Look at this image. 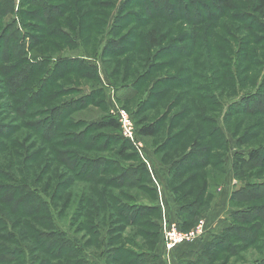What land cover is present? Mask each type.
<instances>
[{
    "label": "trees",
    "instance_id": "16d2710c",
    "mask_svg": "<svg viewBox=\"0 0 264 264\" xmlns=\"http://www.w3.org/2000/svg\"><path fill=\"white\" fill-rule=\"evenodd\" d=\"M22 1L20 0V2ZM53 1L32 0V3H35L37 7L35 19L38 21V24L33 25L32 31H36L38 34L44 32V35H52L60 40V43L56 44V48L60 49L55 55L45 56L33 53L34 51H39L37 46L41 42V37L35 36L25 24H22L21 15L18 16V21L14 19L15 17L9 22L2 21L0 32V88L8 99L10 110L16 114L17 118L34 116L31 120H21L20 124L30 126L32 133L36 135L37 139L42 140L46 143V146L50 147L54 161L61 164L67 171H74V179L80 178L81 181L86 183L99 184L104 187H95L96 198L90 199L92 202L86 199V207H89V209L87 217L82 221V224L87 225L88 239L83 244L75 238V235H73L74 238L72 239L69 236V229L64 228L60 223L61 214L58 211L56 212L55 205L52 204V198L46 197L39 188L31 183L26 175L19 177L4 169L8 166L13 167L16 164V169H18L20 174V170L24 167L22 162L24 158H21V152L20 154L18 153L19 151L10 152V156L13 159L9 156L10 162L7 166L5 167L4 163H0V228L3 229V235H0V263L6 264L19 260L23 264H96L93 259L97 258L103 264H107L108 259L115 261L117 258H125L128 264H158L159 257L156 253V247L158 243L162 242L159 220L161 210L157 204L156 189L145 163L132 144L120 135L119 123L116 118L108 113L103 87L99 86L101 79L97 65L93 61H98L103 66L111 86L116 90H124L123 95L117 96L119 102L130 100L135 96L136 89L142 84V81L116 86L107 69L104 56H115L125 50L126 46L119 45L118 38L115 36L120 31L123 32V29L127 28L133 18H138L140 23L153 18L190 22L194 24L190 41L196 45L198 42L197 23L204 20L215 23L220 16H228L235 9L237 11V2L245 1L251 7V13L248 12L249 14L247 15L251 23L248 24L241 20L240 22L243 30L249 31L250 35L247 34V36L250 42L258 43L260 37L253 29H256L257 32L264 31V0L120 1L116 3L118 7L116 4L114 5V9L117 7L119 11L125 6L128 9L134 5L139 9L141 15H138L137 12L129 11L123 18H118L117 14H114L111 18L109 14L106 20V33L108 36L104 37L103 44L96 49L93 55H89L87 51L82 49L83 54L77 53L74 56H67L60 51H63V43L73 47L75 44L77 46L80 43L83 44L81 38L82 27L80 24L75 25V23L71 22V17L73 21L79 20L78 13L76 14V10L72 7L69 16L63 14L64 10L69 9L68 5L55 9V6H59L62 3L53 5ZM14 2L15 0H0V18H4L8 14H14ZM202 2H209L208 8L212 9L213 12L217 11L218 14L215 16H213V13L212 15H199L198 7L197 9L194 7L192 10L190 9L193 5H200ZM182 3L187 4L189 12L182 8ZM183 10L185 15H182ZM63 24L69 27L74 34L72 32V34H67ZM41 25L42 27H39ZM47 25H53V27H50L52 29ZM145 38L147 50L155 49L160 45V37L157 35L155 27L150 28L146 32ZM218 38L222 43L226 44L225 46L230 47L233 44L230 39ZM233 39L234 41H239L237 38ZM176 48L182 52L187 49L186 46L173 47L172 49L175 50ZM219 48V46H213L215 56L218 59H227L229 61L238 59V55L233 58L224 51L219 52ZM251 50L247 49L243 54V60H250V64L253 61V57H255ZM257 60H262V58ZM238 63L239 60L236 64ZM159 65L157 64L156 67H159ZM232 71H234V68L231 67L222 69L220 82L226 87H230V89H235L234 85L238 80L236 74L234 76ZM68 74H77L83 80L94 82L91 85L71 83L68 87L65 85L63 87L59 80ZM194 74L192 73L191 75L193 76ZM164 76L166 80L160 82L159 79H155L151 87L166 85L170 90H173L177 89L179 85H184L187 88H194L192 81H188L189 79H180L177 76ZM198 76L199 74H196V77ZM207 86L209 88L210 84H207ZM86 87H89L87 92L84 91ZM263 88L264 77L262 76L260 86H256L251 91L236 92L238 95L229 100L225 106L213 89H211V93H206L203 96V103L212 104L219 109L218 114L211 120L203 119L202 135L205 134L208 137V145L199 146L198 140L192 141V144L185 149V155L175 157L169 162H165L162 159L163 154L159 157L156 147L150 148L153 150L155 159L160 164L167 166L165 181L178 207L176 223L181 231H187L188 226L194 225L192 224L194 220L196 221L204 215L209 208L214 191L224 180L226 172L225 157L229 146L227 134H230L235 139L238 149H243L241 147L243 144L242 140L235 137V133L227 126L226 119L231 114L236 113L264 115ZM72 92L75 93L70 95ZM67 93L69 94L68 97L63 99ZM147 95L148 98L146 97L147 100L145 99V102L140 101L135 106V109L132 112L130 111V116L139 138L152 137L157 131L155 126H159L166 119V115L171 109L176 106L174 103L166 108L157 125L154 121L145 122L141 119H135L143 109L153 108L156 104V96L153 95L151 88H148ZM170 96L171 93L168 94L166 91H162L158 94L157 100H162L161 104L165 108L166 104L169 103L168 98ZM45 102H47L46 105L31 110L32 107ZM89 105L91 107H100L103 114L92 118V120L79 119L75 113L83 109L86 110ZM175 116L179 119L183 116V113L178 111ZM220 117H222V125L219 123ZM175 121L176 119L173 120V122ZM9 127L0 124V136L7 139L10 133ZM62 127L67 128L63 129ZM168 127H170V124ZM93 130H96L97 133L87 140L88 134H91ZM103 138H108L109 140L105 141V143H99V140ZM8 142V140H5L0 143V150L5 151ZM173 143L168 146H172ZM77 148L108 151L115 154L116 157L98 155L93 161L84 157L80 161L77 158H69L67 155L70 153L73 154L72 157H76L75 154H78ZM192 148H197V150H192ZM212 148L223 152L220 158L222 177L220 180L206 179L204 188H202L199 196L200 200L182 202L172 187V180L184 171L210 165L212 163V155L210 153ZM246 150H248L247 155L240 151L234 154L232 166L237 183L228 199V206L231 208L227 218L228 224L220 231L214 233L210 239H203L199 252L188 251L180 254L177 257V264H210L217 252L226 250L235 255L238 251H243L245 247H253L254 243L264 237V233H262L264 227V177L247 180L241 178L253 167L264 164V142ZM39 152L35 151V154L29 159L33 160V162L37 161ZM16 157H20V159L17 161ZM20 162L21 166L19 165ZM110 186H138L146 196H143L141 200L129 203L132 207H127L117 197L115 191L109 190L108 187ZM211 188H214L212 192ZM208 189H210L208 204L201 209L199 206L201 201H203L204 191ZM252 201L261 202L253 203L249 206L242 205L245 202ZM254 220L257 221L252 223ZM18 223L22 225V234L15 232L11 228ZM124 223L141 225L151 230L145 233V238H150L147 241L148 251L144 249V244L134 239L131 241L132 246L137 248L138 254L133 252L122 253L123 249L111 246L114 238L107 237V233ZM22 238L26 239L25 242L21 241ZM93 239L104 244L100 247L98 253L91 252L84 247ZM243 264H264V256Z\"/></svg>",
    "mask_w": 264,
    "mask_h": 264
},
{
    "label": "rangeland",
    "instance_id": "374dc122",
    "mask_svg": "<svg viewBox=\"0 0 264 264\" xmlns=\"http://www.w3.org/2000/svg\"><path fill=\"white\" fill-rule=\"evenodd\" d=\"M120 1L122 2L124 0H54L52 2L53 5H59L62 3L59 6H55V9L60 8V6L63 5H68L69 9L64 10L63 14L69 16L71 13L70 11H72L71 8L73 7L75 9L76 14L78 13L77 16L79 20L73 21L71 17V22L75 23V25L80 24L83 29L81 34L83 44L80 43L78 46L75 44L73 47L67 43H63V51L60 52H63V54L67 56H74L77 53L80 55L83 54V49L87 51L89 55H93L96 49L103 44L104 37L108 36L106 33V20L109 14L111 18L114 14H117L118 18H123L127 15V13H129V11L137 12L138 15H141L139 9L134 5L128 9H126L125 6L122 10L118 11V4L116 3H119ZM208 3L209 2H202L200 5L195 4L190 7V9L192 10L193 7L197 9L198 7L199 15H212V13L213 16L217 15V11L213 12L212 9L210 10L208 8ZM237 3V11H235L236 9L232 11L234 12L233 14L230 12L228 16H220L215 23L209 20H204L196 24V32H198V42L196 45L190 41L191 31L194 25L190 22L185 20L169 21L163 18H153L147 21L143 20L144 22L140 23L138 18H133L127 28H124L123 32L120 31V33L115 36L118 38L117 40L119 41V45L126 46L125 50L115 56H104L106 59L107 69L109 70L111 78L114 80L116 86L124 85L129 82L136 83V81H142V84L136 89L135 96L130 100L119 102V98H117V96L119 97V95H123L124 90H116L113 86H111L103 66L98 61H93L97 65V70L101 79L99 86L103 87V95L108 106V113H110L113 117L116 118L112 111L117 107L122 108L131 115L130 111L132 112L140 101L145 102L147 100L146 97L148 96V88H151L153 95L156 96V104L153 108L149 107L147 109H143L139 115L135 117V119H141L145 122L154 121L157 125V122L162 118L164 110L170 107V105L174 103L176 104V106L166 115V119H164L159 126H155L157 131L152 137L139 138L144 148L145 146L148 149L156 147L159 157L163 154V156H161L165 162H169L175 157L177 158L185 155L184 151L190 144H192V141L198 140L199 146L208 145V137L205 134L202 135L203 119L211 120L219 112L217 106L202 102L203 96L206 95V93H211V89L218 94L219 99L225 106L229 100L238 95V92L251 91L255 89L256 86H260V79L262 76L264 77V69L262 70L264 66V31L257 32L256 29H253V31L260 37V40L258 43L250 42L247 36V34L250 35V33L249 31H244L245 29L243 30L240 20L245 21L248 24L251 23V20L247 18V15L249 14L248 12L251 13V7L245 1H239ZM14 4V14H8L4 18H0V32L2 29V21L9 22L14 17V19L18 21V16L20 15L22 16V24H25L27 28L32 31L34 28L33 25L38 24V21L35 19L37 9L35 3H32V0H23L22 2H20V0H15ZM115 4L117 7L114 9ZM186 5V3H182V8H185L186 11L189 12ZM182 12V15H185L184 10ZM142 16L144 17V15ZM245 16L246 18H244ZM47 26L49 28L53 27V25ZM39 27H42V25ZM89 27L91 28L89 29ZM152 27L157 29V35L160 37V45L155 49L147 50L145 47V35ZM63 28L67 34L72 32L70 31V28L64 24ZM32 33H34L35 36L41 37V42L37 46L39 51L33 52L35 55L52 56L59 51L60 48H56V44L60 43L59 39L52 35H44V32H40V34H38L36 31H32ZM72 33L74 34V32ZM218 37L226 38L224 40L230 39V41H233L232 46H225L226 44L222 43ZM233 38H237L239 41H234ZM214 45L220 47L219 52L224 51L233 58H236L238 55V59H233L231 61L227 59H218L215 56L213 49ZM81 46L82 48H80ZM183 46L187 47L184 52L178 48L175 50L172 49L173 47ZM247 49H252L251 52L255 56L253 57L251 64L250 60H243V54ZM258 58H262V60H257ZM238 60L239 63L236 64ZM157 64H160L159 67H156ZM225 67L234 68L232 73L234 76L236 74L238 80L234 85L235 89H230V87H226L220 82V74L222 69H225ZM192 73L195 74L192 76ZM196 74H199V76L196 77ZM164 75H167L168 77L177 76L180 79L183 78L186 80L189 79L188 81H192L194 88H187L184 85H179L177 89L173 90H170V88L166 85H156L151 87L155 79H159L160 82L162 80H166L164 79ZM59 81L62 86L65 85L66 87L71 85V83L91 85L94 82L83 80L78 77L77 74H68ZM207 84H210L209 88ZM84 91H89V87L84 88ZM162 91H166L168 94L171 93V96L168 98L169 103L167 102L168 104H166V106L164 105L165 108L163 107V104H161L162 100H157L158 94ZM73 93L75 92H72L70 95H73ZM68 95V93L65 94L63 99L65 97L67 98ZM46 104L47 102L38 104L32 107L31 110H35L39 106H44ZM162 108L164 109L162 110ZM178 111L183 113V116L179 119L175 116ZM75 114H77L76 116L79 117V119L84 118L85 120H92V118L102 115L103 111L100 107H91V105H89L86 110L83 109L77 111ZM32 117L24 116L22 118H17L16 114L10 110L8 99L2 93L0 88V124L10 126L9 137L6 139L3 136H0V143L5 140L9 141L6 150H0V163H4L3 165L6 167L10 162V152L19 151V154L21 152V158H24V161H22L24 163V167L20 170L21 173H18L16 164L13 167L8 166L4 169L11 171L14 175L19 177L26 175L27 178L30 179L31 183L39 188L40 191L46 195V197L52 198V204L55 205L56 212L58 211L61 214L59 221L64 228L69 229V236L73 239V235H75V238L84 244L88 239V232L86 231L87 225L82 224V221L87 217L89 209V207H86V199L92 202L91 200L96 198L95 187L103 188L104 186L94 183H86L81 181L80 178L74 179V171L69 172L61 164L54 161V159H52L53 154L50 147L46 146V143L42 140L37 139L36 135L32 133L30 126L20 124L21 120H31ZM174 119H176L175 122H173ZM170 121H172V123H170ZM219 123L222 125V117L219 118ZM226 123L230 130L235 133V137L242 140L243 144L241 147L243 149H238L235 139L230 134H227L229 146L225 157V177L222 184H220V186H218L214 191L213 198H211L209 203V208L213 199L221 195V186H223V188L226 186L225 191L230 190L232 192L235 184L237 183L233 174L232 166L234 154L237 151H240L247 155L248 150L246 149L249 147H255L264 142V115H244L241 113L231 114L226 119ZM169 124L170 127H168ZM62 128L66 129L67 127ZM96 133V130L91 131V134H88L87 136V140H89L92 135H95ZM107 140L109 139H100L99 143H105ZM172 142H174L173 145L168 146ZM134 149L139 154L138 150L136 148ZM192 150H197V148H192ZM35 151L37 153L38 151L40 152L37 157L38 160L33 162V160H30L29 158L35 154ZM151 151L153 152V150ZM77 152L78 154H75L76 157H72L73 154L71 153L67 156L69 158H77L78 161H80L83 157L85 159L87 158V160L93 161L98 155H109L113 158L116 157L115 154L108 151H99L92 148H77ZM210 153L212 155V163L210 165L199 169L184 171L172 180V187L177 192L178 197L182 202L200 200L199 196L202 188H204L206 179L212 178L214 180H220L222 177L220 158L222 157L223 152L212 148ZM11 159L13 158L11 157ZM19 159L20 157H16L17 161ZM19 165L21 166V162ZM263 177L264 164L262 166L253 167L252 170L247 171L246 174L241 176V178L246 180L250 178ZM108 188L109 190L115 191L117 197L120 198L122 203L127 207H132L130 206L131 203L141 200L143 196H146L143 190L138 186H110ZM213 190L214 188H211V192ZM209 193L210 189L204 191L203 201H201L199 208L202 209L203 207H206L208 204ZM260 202L261 201L245 202L242 205L249 206L253 203L256 204ZM227 204L228 203H224L223 206L222 216H225L223 220H227L228 214L231 211V208ZM204 215L196 221L194 220L192 222L194 225L188 226L187 231L196 228L200 223H204V234L206 231L205 222L207 217V215L205 217ZM221 220L222 219H218L214 222L216 224L214 230H218L221 226H224V223H221ZM256 221L257 220H254L252 223H255ZM169 222L171 221L166 220L164 222H160V233L161 226L166 225ZM213 226L214 225L211 227L213 228ZM11 228L20 234L23 232L21 223H18ZM146 231L151 230L141 225L124 223L120 224L118 228H114L113 231H109L107 233V237L114 238L111 242V246L123 249L122 253L133 252L138 254L139 252L137 251V248L132 246L131 241L134 239L144 244V249L148 251L149 247L147 241H149L150 238H145ZM104 233L106 232L104 231ZM262 233H264V227L262 229ZM0 235H3V229L1 228ZM25 240L26 239L22 238L21 241L25 242ZM102 245L104 244L93 239V241L84 247L91 252L98 253ZM160 254L161 252L159 255ZM263 256L264 237H261L259 241L253 244V247H245L243 251L240 250L235 255L226 250L217 252L214 260L210 262V264H243L244 262L260 259ZM89 258L92 259L91 256H89ZM93 260L96 264H103L97 258ZM6 264H23V262L15 260ZM107 264L128 263L125 258H117L115 261L108 259Z\"/></svg>",
    "mask_w": 264,
    "mask_h": 264
},
{
    "label": "crops",
    "instance_id": "0c3cea01",
    "mask_svg": "<svg viewBox=\"0 0 264 264\" xmlns=\"http://www.w3.org/2000/svg\"><path fill=\"white\" fill-rule=\"evenodd\" d=\"M138 155L145 163L148 171L150 172L152 181L156 189L157 204L161 210L160 222H164L166 220H170L171 222L176 221L178 207L174 201V196L171 192H169L165 181V175L167 174V166L160 164L155 159L153 152L150 149H148L146 146L145 148L143 146V149H141V152H139ZM225 190H226V186L224 188L223 186H221L220 189V191L222 192L221 195L213 199L209 210L204 215V217L207 215L205 222L206 231L203 235H201L202 237L200 236L195 240L187 241L182 244H179L169 251H166L162 243H158L156 247V253L159 255V253L161 252L158 258V264H177V257L180 254L188 251L199 252L201 249V241L203 239L204 240L210 239L214 233L220 231L223 227H225L228 224L227 220H223L225 216H222V214H223L224 203H228L227 199L231 191L230 190L225 191ZM218 219H222L221 223H224V226L223 227L221 226L218 230H214L216 227V224L214 222L217 221ZM212 225H214L213 228L211 227Z\"/></svg>",
    "mask_w": 264,
    "mask_h": 264
},
{
    "label": "built area",
    "instance_id": "2783aa9c",
    "mask_svg": "<svg viewBox=\"0 0 264 264\" xmlns=\"http://www.w3.org/2000/svg\"><path fill=\"white\" fill-rule=\"evenodd\" d=\"M112 113L116 116L119 123L121 136L128 140L138 152H141L143 145L136 134L130 114L120 107H117ZM203 231L204 223H200L190 231H181L176 222H169L161 226V242L166 251H169L179 244L199 238L203 235Z\"/></svg>",
    "mask_w": 264,
    "mask_h": 264
}]
</instances>
